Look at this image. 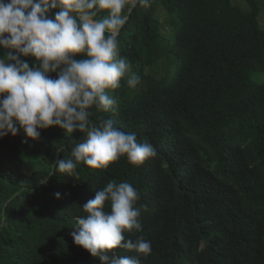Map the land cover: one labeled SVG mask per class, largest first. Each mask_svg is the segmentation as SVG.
I'll use <instances>...</instances> for the list:
<instances>
[{
	"label": "trees",
	"instance_id": "trees-1",
	"mask_svg": "<svg viewBox=\"0 0 264 264\" xmlns=\"http://www.w3.org/2000/svg\"><path fill=\"white\" fill-rule=\"evenodd\" d=\"M240 1L245 9L233 0H151L129 16L119 53L141 82L133 89L122 80L109 93L116 111L93 109L91 119L111 118L151 143L156 156L142 165L81 163L64 177L51 164L70 158L80 134L54 127L35 142L0 138V264H101L71 232L78 206L110 181L140 194L143 231L126 235L151 242L141 264H264V78L250 80L264 74V30L258 0Z\"/></svg>",
	"mask_w": 264,
	"mask_h": 264
},
{
	"label": "clouds",
	"instance_id": "clouds-1",
	"mask_svg": "<svg viewBox=\"0 0 264 264\" xmlns=\"http://www.w3.org/2000/svg\"><path fill=\"white\" fill-rule=\"evenodd\" d=\"M151 0H0V138L23 133L38 141L59 128L79 142L70 158H57L53 174L78 175L81 163L106 169L121 157L142 165L156 156L154 146L114 126L111 118L91 119L93 112H115L110 91L121 81L135 89L140 77L119 53L118 37L132 11ZM54 12V17L50 13ZM106 13L101 18L98 14ZM24 58H30L26 60ZM52 74H55L54 76ZM60 199V193L54 194ZM138 190L129 182H107L94 198L78 206L81 215L71 232L76 246L101 264H141L152 253L143 231ZM124 249L134 255H117Z\"/></svg>",
	"mask_w": 264,
	"mask_h": 264
},
{
	"label": "rangeland",
	"instance_id": "rangeland-1",
	"mask_svg": "<svg viewBox=\"0 0 264 264\" xmlns=\"http://www.w3.org/2000/svg\"><path fill=\"white\" fill-rule=\"evenodd\" d=\"M233 2L237 3L240 7L244 8V9L246 8L245 3L240 1V0H233ZM258 2H259V5L261 7V12L259 14L258 21H259L260 26L264 30V0H258ZM263 78H264V74H259L254 79L252 77H250V80L255 82V83H259Z\"/></svg>",
	"mask_w": 264,
	"mask_h": 264
}]
</instances>
